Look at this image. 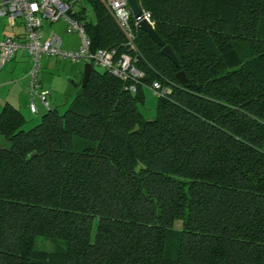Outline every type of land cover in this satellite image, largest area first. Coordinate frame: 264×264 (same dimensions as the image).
<instances>
[{"label":"trees","instance_id":"obj_1","mask_svg":"<svg viewBox=\"0 0 264 264\" xmlns=\"http://www.w3.org/2000/svg\"><path fill=\"white\" fill-rule=\"evenodd\" d=\"M80 1L91 48L124 49L104 4L86 0L91 19ZM140 2L177 59L137 26L141 81L170 87L153 116L142 84L93 64L61 112L25 126L0 107V264H264V0Z\"/></svg>","mask_w":264,"mask_h":264},{"label":"built area","instance_id":"obj_2","mask_svg":"<svg viewBox=\"0 0 264 264\" xmlns=\"http://www.w3.org/2000/svg\"><path fill=\"white\" fill-rule=\"evenodd\" d=\"M123 34L122 46L91 48L90 38L86 33L84 22L71 14L73 0H0V15L9 20L20 19L24 32L20 37L4 35L0 37V68L15 51L27 52L30 64L27 69L28 107L33 113L38 111L36 100L45 108L49 106L50 89L42 87L39 80L40 60L42 56H54L57 59L76 61L83 59L125 81V88L135 91L138 84L147 87L156 96H165L170 87L153 79L145 84L141 81L143 72L136 65L138 56L135 42L137 22L140 18L152 23L150 13L140 0H136L139 14L134 16L127 0H100ZM63 18L66 32H76L79 44L75 49H65L60 45V36L52 32L41 37L43 20L49 22Z\"/></svg>","mask_w":264,"mask_h":264},{"label":"rangeland","instance_id":"obj_3","mask_svg":"<svg viewBox=\"0 0 264 264\" xmlns=\"http://www.w3.org/2000/svg\"><path fill=\"white\" fill-rule=\"evenodd\" d=\"M80 4L84 6L88 17L93 19L94 15L90 3L86 0H81ZM77 7H78L77 5H74L73 9ZM64 24L65 21L63 18H58L57 20L50 23H48L46 19L43 20L42 29L44 30V35L47 36L51 34L53 29H57L62 40L63 41L66 40L68 45L74 46L76 44H79V36L76 32H66L64 27L63 29H61L62 26H64ZM64 43L65 42H62V45ZM46 57L50 59L49 63L51 68L48 67L49 69H46V67H43L42 72H46V74L52 78L51 84L48 85L49 89L51 90V95L48 96L49 103L50 106H55L57 110L61 112L70 103V100L72 99L74 94L78 91L84 60L83 59H79L76 61H70L68 59L58 60L54 56H42L41 57L42 62L43 59ZM93 66L98 70H101L100 66L98 65H93ZM143 92H144V103L139 104L138 108L144 117H151L154 114L156 95L152 93L151 90L147 87L143 88ZM36 103H38L37 100ZM38 106L40 105L38 104ZM44 109H45L44 107L40 106V110H38L37 113H33L32 116L24 115L25 118H27V122L25 123V126H27L28 123L30 122H32L33 124V122L37 121L40 117V113L44 111ZM180 224H181L180 219H175L173 222V226L175 227H179ZM35 245L36 247H42L44 249H52L64 245V242L60 238L36 235Z\"/></svg>","mask_w":264,"mask_h":264},{"label":"crops","instance_id":"obj_4","mask_svg":"<svg viewBox=\"0 0 264 264\" xmlns=\"http://www.w3.org/2000/svg\"><path fill=\"white\" fill-rule=\"evenodd\" d=\"M47 22L50 23L49 21ZM65 25L66 23L64 24V26H62L61 29H63V27L65 29ZM40 30H41V37L46 36L44 35L42 24ZM23 32H24V28L19 18L18 19L16 18L14 20H9L6 16L0 15V37L3 35H8L11 37H20L22 36ZM52 32H55L60 36L57 29H53ZM60 40H61L60 45L65 49H75L78 46V44L74 46L68 45L67 41L66 40L63 41L61 36H60ZM62 42L65 43L62 45ZM49 62L50 59L48 57L44 58L43 62L41 59L40 61L41 70L39 73V80L41 86L47 87L48 89H49L48 85L51 84L52 78L48 76L46 72H42V68L43 67H46V69L51 68ZM29 64H30V60L27 52L22 49H19L14 53L13 57L7 60L5 64L0 68V107L5 102H8L16 106L23 113V115L26 116L33 115V113L28 108L27 69ZM50 95H51V90H50ZM37 102L38 103H36V106L38 110H40V106H42V104L38 100ZM38 104L40 106H38Z\"/></svg>","mask_w":264,"mask_h":264},{"label":"water","instance_id":"obj_5","mask_svg":"<svg viewBox=\"0 0 264 264\" xmlns=\"http://www.w3.org/2000/svg\"><path fill=\"white\" fill-rule=\"evenodd\" d=\"M129 6L132 9V12L134 16H137L139 14V7L136 3V0H127ZM138 26L145 31L148 36L158 45H160L159 52L163 55L167 56L174 64L177 63L176 56L174 55L171 47L167 43H163V40L160 38V36L156 33V31L153 28V25L149 23L146 19L140 18L137 22ZM91 63L88 61H84L83 67H82V74L80 82L81 84H84L87 80L89 71H90ZM175 76L177 79L182 82H187V77L185 76L184 72L182 70H178L175 72Z\"/></svg>","mask_w":264,"mask_h":264}]
</instances>
